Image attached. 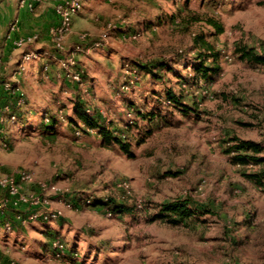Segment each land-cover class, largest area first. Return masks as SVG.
<instances>
[{
	"label": "rangeland",
	"instance_id": "obj_1",
	"mask_svg": "<svg viewBox=\"0 0 264 264\" xmlns=\"http://www.w3.org/2000/svg\"><path fill=\"white\" fill-rule=\"evenodd\" d=\"M206 17L224 30L218 33ZM136 31V39L128 37ZM81 33L88 44H104L74 53ZM198 35L212 44L208 64L219 66L212 83L184 80L199 60ZM239 45L264 48V0H86L65 49L47 38L37 48L44 51L41 61H27L22 115L5 123L0 137V172L24 167L35 180L55 184L50 204L63 215L35 222L21 237L0 238V249L19 264H264V185L247 175L259 167L235 165L226 152L230 135L264 142V65L240 59ZM21 56L9 65L11 76L0 78H13ZM61 59L73 71L85 70L83 87L42 77V62L62 71ZM132 60L165 61L173 69H158L162 77L154 78ZM166 87L185 94L197 110L184 113L164 102L159 93ZM84 90L90 112L128 126L123 138L133 156L99 128L77 133L70 118L84 123L74 114L73 97ZM128 101L160 115L152 122L130 116ZM46 113L57 117L52 133L41 127ZM180 196L215 213L189 225L155 218L161 202ZM110 197L131 209L97 205ZM47 229L75 257L44 259L52 241Z\"/></svg>",
	"mask_w": 264,
	"mask_h": 264
},
{
	"label": "built area",
	"instance_id": "obj_2",
	"mask_svg": "<svg viewBox=\"0 0 264 264\" xmlns=\"http://www.w3.org/2000/svg\"><path fill=\"white\" fill-rule=\"evenodd\" d=\"M46 2H54V10L57 17L56 22L47 29L48 38L57 50L63 51L66 39L73 29L74 17L84 8V0H21V4L32 11L38 4ZM18 26L19 19L17 18L10 25L11 31H17ZM140 34V32L136 31L130 33L128 37L136 39ZM123 35L127 36L125 32ZM41 36L40 32H34L14 38L16 47L21 48L23 51L21 60L13 73V78H0V137H2V127L5 123H15L19 119L14 105L11 102H4L2 95L4 92L13 95L15 106L25 103L26 97L20 77L27 69L28 60L41 59L42 53L33 46L41 39ZM79 38L80 41L74 46V53L104 44L98 41L88 44V34L86 33L79 34ZM258 51L261 52V50ZM61 63L63 70L54 71V65L51 61L42 62L40 72L42 77L47 79L62 78L64 81L68 80L70 83L77 84L79 88L83 87L85 70L82 67H78L73 71L69 67L70 63L68 62L69 65H67L63 59H61ZM129 85L127 84L123 87L129 88ZM204 92L209 94L207 88H205ZM86 94V90L84 92L81 91V99L86 100ZM164 102L170 103L169 100ZM87 110L90 111V108H87ZM128 114L131 116L133 111L128 110ZM43 119L45 122H50V114L46 113ZM75 128L78 134L83 131L82 128ZM87 130L91 131L94 129L87 127ZM29 183L37 184L38 189L28 191L26 187ZM57 191L55 184L35 180L31 169L22 167L12 172H0V238L6 240L9 237H21L23 232L21 233L20 230L26 229L35 222L60 218L63 215L62 209L53 208L50 204L51 193H56ZM88 201L90 202L91 200L88 199ZM9 252L10 250L7 248L6 250L0 249V264H19L15 258L9 255ZM70 254L71 257H75L68 251L66 242L61 237H56L51 241L50 249L44 255V259L48 257L51 260L63 259Z\"/></svg>",
	"mask_w": 264,
	"mask_h": 264
},
{
	"label": "trees",
	"instance_id": "obj_3",
	"mask_svg": "<svg viewBox=\"0 0 264 264\" xmlns=\"http://www.w3.org/2000/svg\"><path fill=\"white\" fill-rule=\"evenodd\" d=\"M177 18V16H174L172 19L173 21H175L177 20ZM194 19L199 18L196 16L191 18V20ZM205 19L208 24L216 28L218 33L224 30L223 26L216 18L206 17ZM195 39L196 42L200 41V43L203 45L202 50H200L198 62L193 65L194 73L192 77H185L184 80L188 81L192 79L197 83L203 80L206 83H212L214 80V74L219 68V66L210 65L207 62L208 59L213 55L211 54L212 52H208V50L213 49L212 44L206 41L201 35L196 36ZM236 50V53L240 59L245 60L252 65H264V48H262L260 52L255 46L239 45ZM215 54L218 55V53ZM132 63V65L142 68L144 71L151 74L154 78H161L162 74L159 70H163L165 67H167L169 70L173 69L167 62L160 60H153L151 62L132 60ZM73 86L79 89V86L77 84H74ZM183 95L185 94H178V92L170 87L164 88L163 92L159 93L161 99L169 100L172 106L176 107L180 111H183L184 113L196 111L197 109L195 107L189 106L186 102H184ZM2 98L4 102H11L14 105V108L19 117L22 115V108L25 106V103L20 106H15L14 96L6 92H4ZM87 108L92 109L90 104H88L86 100L81 99V95L77 91L76 95L73 97V110L74 114L79 116L84 124L81 125L73 117L70 118V122L73 123L75 127L82 128L85 132L88 131L87 127L99 128L101 135H103L106 141H108L109 143L120 144L125 152L129 153L130 156H133L134 154L130 149V142L125 141L123 138L126 130L129 129L128 126L124 125L120 128L116 126V123L118 121H107L104 115L97 109L93 108V112H90L87 110ZM127 109L133 111L136 117L142 118L143 120H148L149 122L157 120L160 115L156 110L145 112L141 108H138L132 101H128ZM56 123L57 117L54 114H50V122H45L43 119L41 122V127L46 131L52 133L54 131ZM133 123L136 124L137 122L135 121ZM110 127H112V129ZM147 131H150V129H148ZM226 142L230 143L226 148V152L228 153V155H230L229 157L231 162L242 167L258 166V170L251 171L247 173V175L256 180L260 185H264V142L240 138L236 135H230L227 138ZM97 205H99V207L110 208L113 212L121 213L129 211L131 209V206L124 200L117 201L112 197L108 198L105 201L101 200V202ZM214 213V210L209 205L196 202L189 196H180L161 202L159 204V209L156 213L155 218H159L162 221L172 224L189 225L190 223L199 219L200 221H204L203 217L205 215ZM45 233L51 240L56 237H60L56 232H53L49 229L45 230ZM62 240L64 239L62 238Z\"/></svg>",
	"mask_w": 264,
	"mask_h": 264
},
{
	"label": "crops",
	"instance_id": "obj_4",
	"mask_svg": "<svg viewBox=\"0 0 264 264\" xmlns=\"http://www.w3.org/2000/svg\"><path fill=\"white\" fill-rule=\"evenodd\" d=\"M85 5L86 0H84V7ZM82 11L74 17V21ZM17 18L19 19L18 30L12 32L10 25ZM56 20L54 2L38 4L32 11L23 6L21 0H0V77L11 74L12 70H10L11 67L9 65L17 61L22 54L23 50L16 47L14 38L40 32L42 34L41 39L33 46L43 49L42 45L48 38L47 29ZM43 38L46 39L44 40Z\"/></svg>",
	"mask_w": 264,
	"mask_h": 264
}]
</instances>
